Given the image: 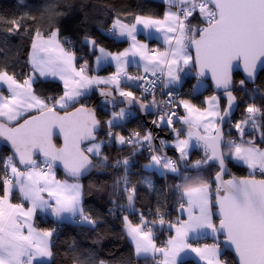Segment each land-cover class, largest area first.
I'll list each match as a JSON object with an SVG mask.
<instances>
[{"label":"snow or ice","instance_id":"snow-or-ice-1","mask_svg":"<svg viewBox=\"0 0 264 264\" xmlns=\"http://www.w3.org/2000/svg\"><path fill=\"white\" fill-rule=\"evenodd\" d=\"M164 2L168 8L163 18L127 9L113 11L111 25L102 31L126 38L129 46L118 51L109 50L87 31L81 48L69 37L61 38L57 24L63 13L58 5H49L39 19L31 13L11 18L0 15V30L31 40L26 62L30 71L21 73L22 80L7 65L0 67V84L6 85L0 89V137L12 149L3 159L0 173V264H41L37 257L53 256L52 237L57 229L37 228L38 211L59 221L70 218L78 226H99V216L85 207L84 185L79 182L94 166V158L102 168L124 170L113 181L109 213L121 214L137 257L155 259L159 255L163 259L156 264H180V253L190 250L204 264H228L220 258L223 243L234 248L236 264H264V147L260 146L264 144V107L249 103L243 119L231 120L237 100L232 91L237 86L232 78L234 66H242L245 73L239 81L241 89L255 82L258 67L264 68V0ZM141 31L143 39L139 38ZM154 33L159 42L155 47L151 46ZM90 57L95 58V68ZM102 63H114L115 71L107 76L97 74ZM132 66L137 70L134 75L129 73ZM191 69L197 80L192 91L202 86L210 72L214 87L223 90L226 106L221 108L217 95L204 98L207 107L180 95L182 73ZM49 77H58L62 90L36 88ZM97 92L110 109L100 112L89 106ZM121 104L124 107H118ZM147 117L151 119H143ZM130 118L135 119L136 127L126 128ZM225 123L227 132L222 127ZM157 130L174 134L178 157L163 151L169 143ZM233 130L238 138L232 136ZM100 132L106 140L98 137ZM256 132L258 137L252 135ZM54 135L62 137V145L57 146ZM193 138L204 152L195 161L190 153ZM113 141L127 146L128 155L113 159L104 153L105 142L111 145ZM145 151L146 169L183 179L174 187L181 201L178 210L187 219L168 221L175 235L162 240L161 246L153 233L157 221L136 208L137 185L129 177L131 159ZM229 162L243 164L249 174L236 176ZM58 163L63 166L64 180L56 177ZM213 166L218 167L214 178L199 174ZM226 175L230 178L224 179ZM144 183L152 187L150 178ZM17 199L20 202H14ZM149 214L165 224L159 203ZM191 233L197 234L194 243H189ZM208 233L215 242L200 245L201 234ZM68 247L72 264H105L90 250L77 249L75 240Z\"/></svg>","mask_w":264,"mask_h":264},{"label":"trees","instance_id":"trees-1","mask_svg":"<svg viewBox=\"0 0 264 264\" xmlns=\"http://www.w3.org/2000/svg\"><path fill=\"white\" fill-rule=\"evenodd\" d=\"M49 5H58L59 12L63 13L62 16L58 17L57 24L61 28V38L69 37L76 42L77 48H81V38L85 32L87 31L88 34L92 35L96 30L98 34L94 37L111 51L122 50L128 43L126 38H119L102 31V28H107L111 25V17L114 10L127 9L128 11L142 15L161 17L167 6L162 0H0V15H6L11 18L31 13L39 19L41 13ZM198 22L193 21L194 24ZM0 28H2V25H0ZM30 41L27 35H8L0 30V67L7 65L9 72H16L18 78L21 80L23 79L21 73H28L29 70L26 62ZM82 51L84 54H87V48H83ZM90 60H92V57H90ZM109 70L101 68L100 71L105 72ZM194 73L195 69H191L187 74L182 73L184 77L183 85L179 89L182 92L183 98H191L194 103L203 107L204 98L214 92L206 81H204L206 85L203 89L193 92L192 86L197 82ZM232 78L237 85L232 89L233 94L237 96L236 109L231 116L232 122L235 123V121L244 118V109L249 103H255L258 107H264V68L258 72L255 82L246 83V87L243 89L239 88V81L242 79L241 75L238 72H234ZM36 88L48 92L62 90L61 85L55 80H46L43 84L36 85ZM137 94H139L138 91ZM94 98L95 94L91 96L89 103ZM95 104L100 112L109 109L102 107L97 102ZM223 105L224 98L221 97V108H223ZM259 115L258 113V122H260ZM136 126L137 122L134 118H131V122L126 125V128ZM228 127L229 125L225 123L224 128H227L225 132H227ZM248 127L250 128L251 126L249 125ZM168 131L159 132V136ZM125 132L126 130L124 134ZM97 135L106 140L103 132ZM252 135L258 137L259 132L252 133ZM232 136L238 138V133L233 130ZM53 139L56 144H59V138L54 137ZM260 146L263 147L264 144ZM129 151L130 149L127 146H120L115 141L111 145L107 142L103 145V152L113 159L117 156L123 157L128 155ZM190 153L192 161L202 158L204 154L203 148H193ZM9 155H11L9 149L0 145V173L3 171V159ZM147 163V156L143 155H136L130 162L131 172L129 173V177L137 185L138 199L136 201V208L142 209L149 220H156L155 215L149 214V209L154 213L159 203L161 210H167V220L173 222L178 217L177 209L180 202L179 190L174 186L183 183L182 176L168 174L165 180L159 171L146 169L144 165ZM228 167L237 176L249 174L247 167L243 164L229 162ZM217 170V167L213 166L205 168L199 174L204 177H213ZM123 171L122 168H102L99 165V161L94 158L93 168L80 180L85 190V207L90 209L94 215H98L101 220L98 227L78 226L71 220L62 221V226H57L55 220L36 215L35 225L37 227L57 229V233L52 237L51 250L53 256L49 262H41V264H72L68 245L73 240H75L77 249L90 250L98 261L103 260L106 264H124L125 261H130L131 264H152V257L136 256L133 245L124 231L121 215L109 213V209L113 207L110 202L113 199V181L117 176L122 175ZM56 172L59 176L65 177L59 170H56ZM192 174L195 175L196 173L193 172ZM146 177L151 179V188L144 183ZM131 218L134 221H138L136 216H131ZM158 227L159 224L157 223L153 228V233ZM167 232L168 229H166ZM221 258L226 260L228 264H236L233 256L224 250H222ZM180 264L199 263L192 257H186L180 260Z\"/></svg>","mask_w":264,"mask_h":264},{"label":"crops","instance_id":"crops-1","mask_svg":"<svg viewBox=\"0 0 264 264\" xmlns=\"http://www.w3.org/2000/svg\"><path fill=\"white\" fill-rule=\"evenodd\" d=\"M162 1H164V0H162ZM168 8V5L165 7V9H164V11L166 10ZM174 10V9H173ZM164 13V12H163ZM157 18H163V15L161 16V17H157ZM142 27V26H141ZM98 33H97V31L95 30L93 33H92V36H95V35H97ZM110 35H113V34H111V33H109ZM115 36V35H114ZM139 38H141V39H143L144 38V32L143 31H141L140 32V34H139ZM159 42L157 41V39H156V34L154 33V35H153V37H152V41H151V46H153V47H155V46H157V44H158ZM30 44H31V41H30ZM30 44H29V50H30ZM129 46V44L127 43V45H126V47H128ZM160 46L162 47V44H160ZM29 52V51H28ZM27 59H28V54H27ZM92 67L93 68H95L96 66H95V58L94 57H92ZM101 68H105L106 70L107 69H110L109 71H105V72H102V71H100L101 70ZM30 71V67H29V70H28V72ZM113 71H115V64L114 63H102L101 64V66H100V68L99 69H97V74H99V75H104V76H107V75H109L111 72H113ZM47 80H55V81H57L60 85H61V87H62V82H59V80H58V77L57 78H52V77H49ZM196 84H197V82H196ZM205 82H203V84H202V86L200 87V88H198L195 92H197V91H200L201 89H203L204 87H205ZM0 89H6V85H3V84H0ZM5 94H7V93H5ZM214 95H216L215 93H214ZM209 96H212V95H209ZM206 104H204V106H205ZM203 106V107H204ZM206 107H207V105H206ZM181 112L183 113L184 112V110L181 108ZM264 147V146H263ZM56 177H57V179H60V180H64V179H66V177H62V176H59L58 174H57V172H56ZM80 183H81V181H79ZM14 202H20L19 200L18 201H14ZM181 202V201H180ZM179 202V203H180ZM27 206V205H26ZM178 209H179V206H178ZM177 209V210H178ZM41 215L42 217H45V218H50V219H52V220H57L55 217H53L50 213H45V212H37L36 213V215ZM36 217V216H35ZM178 217H180V218H182V219H187V214L186 213H184V214H181V212L178 210ZM69 220H71L70 218H65L64 220H62V221H69ZM175 221L176 220H174L173 221V223H175ZM134 222H137V221H134ZM36 226V225H35ZM37 227V226H36ZM37 228H39V227H37ZM123 228H124V225H123ZM125 231V230H124ZM126 233V232H125ZM169 235H175V231H174V229H170L169 228V226H168V232L166 233V236H165V239L164 240H166L167 238H168V236ZM190 236H191V238L189 239V243H194L195 241H196V239H197V234L196 233H191L190 234ZM203 236L206 238V240H202V238H203ZM129 239V238H128ZM212 240L213 238H212V235L210 234V233H208V234H201V236H200V238H199V240H198V243L200 244V245H203V244H213V243H210L209 242V240ZM130 241V240H129ZM131 242V241H130ZM132 244V243H131ZM133 245V244H132ZM133 248H134V245H133ZM135 251V250H134ZM159 256V255H158ZM186 257H192V258H194L195 260H197L198 261V263L199 264H204V262L203 261H200V259H199V257L195 254V253H193V252H191L190 250H185V251H183V252H181L180 253V257H179V260H181V259H183V258H186ZM51 258L52 257H37V260L38 261H40V262H49L50 260H51ZM221 258V257H220ZM163 259V257L162 256H159V259L158 260H162ZM221 260H223V258H221Z\"/></svg>","mask_w":264,"mask_h":264},{"label":"water","instance_id":"water-1","mask_svg":"<svg viewBox=\"0 0 264 264\" xmlns=\"http://www.w3.org/2000/svg\"><path fill=\"white\" fill-rule=\"evenodd\" d=\"M192 55H193V56L195 55V51H194V49H193V51H192ZM261 69H263V68H260V67L257 68V70H256V76H257L258 72H259ZM234 72H238V73L241 75L242 79L245 78V73L243 72V68H242V66H240V67H236V66H234V68H233V72H232V75H233ZM256 76H255V77H256ZM204 81H206V82L210 85L212 91H213L215 94H217V96L223 97V90H222V89L217 90V89L214 87V85H213V83H212V80H211V73H210V72L208 73L207 79H205ZM250 83H251V82H250ZM96 102L99 103L102 107H107V108H109V109L111 108V105H108V106H105V105H104V103H103V97H101V96L98 94V92L95 94V98H94V100H93L91 103H89V106H91V107H96V104H95ZM236 103H237V100L234 102L235 106L233 107L232 114L234 113V111H235V109H236ZM226 104H227V100L224 99V105H223V107L226 106ZM120 106L124 107L123 104L118 105V107H120ZM231 116H232V115H231ZM143 119L148 120V118H143ZM21 122H22V121H21ZM11 126H14V125H11ZM224 126H225V124L222 125L223 128H224ZM176 127L179 128V127H181V125L178 124ZM159 132H160V131L157 130V133H156V134L159 135ZM160 136H161L162 138H164V139H169V138H173V137H175L174 134H172V133L170 132V130H169L168 132L164 133L163 135H160ZM54 137H56V136L54 135L53 138H54ZM53 140H54V139H53ZM62 143H63V140H62V137H60V138H59V144H57V146L62 145ZM156 143H159V141L157 140ZM0 145L7 147V148L9 149L10 153L12 154V149H11L10 142H8L4 137H0ZM163 151L167 152L168 155L173 156V157H175V158L178 157V155H179V154L175 151V149L172 148V147L165 148V149H163ZM92 168H93V167H92ZM92 168H91V169H92ZM91 169L88 171V173L91 171ZM217 169H218V167H217ZM56 170H59L61 173L64 174V170H63V166H62V164H59V163H58V166H57ZM217 171H218V170H217ZM88 173H87V174H88ZM231 173H232V172H231ZM87 174H86V175H87ZM64 175H65V174H64ZM214 176H215V175H214ZM214 176H213V178H214ZM236 176H237V175H236ZM246 176H247V175H246ZM238 177H239V176H238ZM229 178H230V177L227 176V175L224 177V179H229ZM214 186H215V185H214ZM214 218L216 219V223L218 224V223H219L218 218H217V217H214ZM220 241H223V236H222V235L220 236ZM221 248H222V250H224V251L230 253V254L233 256V258H234V260H235V263L238 261V257H237L236 254H235L234 248L226 247L223 243H221Z\"/></svg>","mask_w":264,"mask_h":264},{"label":"built area","instance_id":"built-area-1","mask_svg":"<svg viewBox=\"0 0 264 264\" xmlns=\"http://www.w3.org/2000/svg\"><path fill=\"white\" fill-rule=\"evenodd\" d=\"M136 68H135V66H132V67H130L129 68V73L130 74H135L136 73ZM132 88L134 89V90H136V91H138V89H137V87H136V85H132ZM179 92H180V95L182 96V92H181V90L179 89ZM158 95V98H159V93L157 94ZM180 114L182 115V112H181V110H180ZM151 119V117H148V120H150ZM130 120H131V118H130ZM227 128H224V130H226ZM125 135H127V131L125 132ZM138 155H140V154H138ZM143 156H147V151H145L143 154H142ZM172 157V156H171ZM174 158V157H173ZM175 159V158H174ZM131 166V165H130ZM129 166V173L131 172V167ZM163 176V178L166 180V177L167 176H164V175H162ZM112 208V207H111ZM163 212H164V219H165V224H163V225H160L159 223V227H158V229L154 232V237H155V239H156V243H157V245L159 246V245H161L160 244V242L162 241V240H164L165 239V236H166V229H168V226H169V224H168V220H167V218H166V216H167V210L166 209H163L162 210ZM117 214H119V215H121L120 213H119V211H117L116 212ZM158 219V221H159V217H157L156 216V220ZM72 221V220H71ZM55 224L57 225V226H62V224H63V222L62 221H59V220H55ZM173 223V222H172ZM202 240H206V238L203 236V238H202ZM209 242L210 243H214L215 241H214V239H210L209 240ZM159 259V256H157L155 259H153L152 258V264H156V260H158Z\"/></svg>","mask_w":264,"mask_h":264},{"label":"rangeland","instance_id":"rangeland-1","mask_svg":"<svg viewBox=\"0 0 264 264\" xmlns=\"http://www.w3.org/2000/svg\"><path fill=\"white\" fill-rule=\"evenodd\" d=\"M209 95H214V93H212V94H209ZM208 95V96H209ZM217 95V94H216ZM207 96V97H208ZM120 107H122V106H120ZM204 107H206V105L204 106ZM183 114H185L184 112L182 113V115ZM148 118V117H147ZM177 126V125H176ZM161 137V136H160ZM164 139V138H163ZM166 141H168V143H169V146L168 147H172V148H174L173 147V141L175 140V137H173V138H169V139H165ZM192 148L190 149V151L193 149V148H202V147H200V146H197L196 144H195V139L193 138V141H192ZM170 156V155H169ZM241 164V163H240ZM247 170H248V168H247ZM249 171V170H248ZM157 221V223H159V221H158V219L156 220ZM159 246H161V245H159ZM221 251H222V248H221ZM106 264V263H105Z\"/></svg>","mask_w":264,"mask_h":264}]
</instances>
